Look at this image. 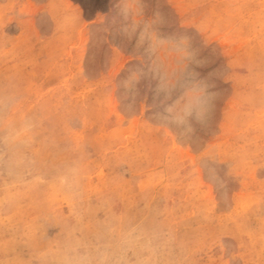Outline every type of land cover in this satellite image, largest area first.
<instances>
[{
	"label": "rangeland",
	"instance_id": "obj_1",
	"mask_svg": "<svg viewBox=\"0 0 264 264\" xmlns=\"http://www.w3.org/2000/svg\"><path fill=\"white\" fill-rule=\"evenodd\" d=\"M0 264H264V0H0Z\"/></svg>",
	"mask_w": 264,
	"mask_h": 264
}]
</instances>
